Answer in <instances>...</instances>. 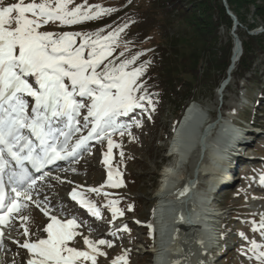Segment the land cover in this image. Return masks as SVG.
Wrapping results in <instances>:
<instances>
[{"label":"rangeland","instance_id":"rangeland-1","mask_svg":"<svg viewBox=\"0 0 264 264\" xmlns=\"http://www.w3.org/2000/svg\"><path fill=\"white\" fill-rule=\"evenodd\" d=\"M202 1L207 0H72L67 5L69 9L82 6V11L91 8L95 13L98 9L93 6L99 5L112 11L72 25L61 24L58 20L48 21L38 29L41 33H53V39L64 33H80L76 38L77 47L85 35L97 40L119 33L114 42L113 55L108 60H114L119 65L122 61L135 58L127 70H143L137 80V85L142 87L135 95L146 97V101L141 100L143 107L134 110L142 114L136 117L135 125L130 121L116 123L114 130L109 129L107 135L97 137V142L59 169L69 172L70 176L49 178V183L32 188L36 191L30 196L34 200L24 204L25 211L8 227L7 237L13 244H10V251H4L3 259L12 264L26 263L30 252L21 245L46 238L44 236L47 235H42V232L47 220L39 214L49 212L61 222H67L74 216L81 219L79 223L75 221L79 225L74 229L78 235L69 241L68 247L93 255L84 242L85 238L94 243L101 239L111 242V247L97 244L98 251L105 255H96V264H114L120 257L126 264H206L210 258V245L224 247L220 261L212 264H260L253 254L252 243L262 246L258 251L264 250V227H261L264 225V48L260 47H264V17L257 15L258 6L264 9V0H253L248 10H240L244 24L231 11L227 0H220L225 13L231 11L240 23L235 33L238 38L239 34L253 36L251 32H259L253 36H259V45L254 46L257 58L253 71L244 75L238 62L232 73H229V67L225 76L221 72V64L226 59L230 44H233L232 54L235 50L233 20L227 14L232 21L230 29L218 25L215 31L207 24L204 25L206 29L194 27L203 23L194 20L198 12L193 18L184 11L192 8L191 3ZM209 1L213 2L209 15L218 20L215 0ZM43 2L24 0V4ZM50 2L55 6V0ZM16 3L17 0H3L5 6ZM165 9L167 12L163 11ZM27 15L29 19L34 18L31 13ZM251 24L255 25V29L248 31ZM121 52L123 56H120ZM165 71L169 74L163 76ZM255 71L257 79L252 78ZM173 85L175 89L169 95L166 91ZM159 91L163 93L164 100L156 95ZM150 95L152 103H148ZM182 106L188 107L179 119L178 110ZM87 112L85 107L77 117L79 123L75 126L79 129L77 132L80 131L79 135L91 129L89 124L92 119L85 120ZM174 117L178 118L175 124ZM228 119L244 123L246 120L249 126L252 140L248 142V150L240 155L241 163L247 165V174L251 178L242 179L238 174L234 182L232 180L227 188L221 189L213 201L207 199V205L200 208L201 204L196 200L203 197L205 189H208L206 185L214 180L218 166L223 164L219 157L222 152L210 144V134L215 123L222 124ZM120 129L123 131L119 132ZM205 133H208L207 141L201 145ZM169 136L171 139L167 140ZM108 137L112 138L110 154ZM176 139H179V148L173 150ZM77 140L72 135L69 142ZM202 146L206 152L202 151ZM53 175L56 177V174ZM168 180L173 183L169 185ZM189 184L203 185L194 189L198 197L195 195L196 200L189 204V210L196 214L193 218L198 221L199 217L200 224L199 227L192 225L189 233L182 234L174 222L179 213L183 215L187 207L183 205L185 201L181 198L166 200L167 194L160 199V195L167 187L169 190L177 188L176 192L183 195V189ZM74 188L92 202L100 213L98 218L90 219L84 212L73 208V204L70 206L71 201L67 203L68 194ZM103 195L114 198H102ZM45 200L58 203L56 207H51ZM149 204L152 205L151 212ZM217 204L223 208L217 210ZM113 208L118 210L115 215ZM121 212L123 215L119 214ZM203 224L210 230L207 233L209 241H200L204 238L199 237ZM84 225L93 226L87 235L82 233ZM25 228L28 229L27 235ZM220 230H223V238L217 240ZM150 239L151 246H148ZM161 243L168 244V258L160 253ZM226 250L229 253H225ZM23 253L27 257L20 263ZM78 259L80 262L76 264H92L90 259ZM121 262L119 260V264Z\"/></svg>","mask_w":264,"mask_h":264},{"label":"snow or ice","instance_id":"snow-or-ice-1","mask_svg":"<svg viewBox=\"0 0 264 264\" xmlns=\"http://www.w3.org/2000/svg\"><path fill=\"white\" fill-rule=\"evenodd\" d=\"M70 3L72 0H55L53 6L50 0L40 4H24V0H19L16 4L5 6L0 0V225L6 224L12 213L25 206L19 205L18 199L26 193L15 187L12 189L16 193L15 198H9L5 193L2 179L10 162L7 158L21 167L24 161H30L37 168L65 159L62 153L68 151L69 140L65 130L79 123L77 117L82 109L88 108L85 120L92 118L94 127L88 137L78 140L75 148L93 136L107 135L108 130L116 126L119 115L143 107L140 101L146 98L135 95L142 87L137 85V80L143 70H127L135 58L122 61L119 65L114 60H108L113 55L114 42L119 33L97 40L85 35L77 47L76 38L80 33H64L53 39V33L38 31L48 21L58 20L61 24L72 25L112 11L99 5L93 6L98 9L95 13L91 8L82 11V6L69 9L67 5ZM28 13L34 18L29 19ZM123 55L121 52L120 56ZM106 60L108 63H105ZM148 103L152 101L149 99ZM60 123L64 124V128L58 126ZM60 136L65 139L60 141ZM111 148L112 141L109 139V154ZM105 162H108L107 157ZM76 198L74 192L73 199ZM80 202L93 215H100L94 205L83 200ZM117 211L113 208L114 215ZM119 214L123 215L122 212ZM45 215L48 213L45 212ZM50 219L51 223L44 229L47 239L21 245L34 257L27 264H76L81 257L96 264V255H105L98 251L97 244L112 246L111 242L103 239L94 243L85 238L84 242L93 255L77 251L68 247L69 241L78 235L74 231L79 227L75 220L61 222L55 216ZM27 234L28 229L25 228ZM2 237L0 232V245ZM261 247L252 243L255 258L264 264V250L258 251ZM123 259L118 258L114 264Z\"/></svg>","mask_w":264,"mask_h":264},{"label":"bare ground","instance_id":"bare-ground-1","mask_svg":"<svg viewBox=\"0 0 264 264\" xmlns=\"http://www.w3.org/2000/svg\"><path fill=\"white\" fill-rule=\"evenodd\" d=\"M235 51V50H234ZM235 54V52L232 54V55H234ZM240 53L239 52H236V54H235V56H232L233 57V62H234V66L236 65V64H238V62H239V60L241 59V56L239 55ZM232 62V63H233ZM237 66V65H236ZM234 69V68H233ZM212 117H214V116H212ZM231 120V119H230ZM233 120V119H232ZM177 121H178V118L177 119H175V121H174V123L173 124H175V123H177ZM245 121V123L244 122H242V121H240V120H238V122H237V120H236V122H235V124H230V122H228V120H227V122H223L222 124H220V123H216L215 124V126H214V129H212V130H219L220 131V134H222V133H225V134H227V135H229L230 137H226V138H223V137H221V136H216V138H215V140H216V143H215V146L214 147H217L218 149H220V151L222 152V154L221 155H219V157H220V160H222V165L220 164V166H218L219 167V171L217 172V174H216V176H214V180L213 181H211L210 182V184H211V189H212V192L213 193H219L220 191H221V189H224V188H227L230 184H231V182H232V180H233V174H234V171L236 170V164H238V162L241 160V155H240V153H242L243 155H244V151L246 152V150H248L247 149V145H248V142L250 141V134H249V132H248V128H249V126L246 124V120H244ZM186 122V121H185ZM75 126L73 125V127L72 128H70V129H66L65 131L66 132H68V134H75V128H74ZM206 127V126H205ZM232 127V128H231ZM254 128V127H253ZM203 133V132H202ZM251 133V132H250ZM205 135H208V133L207 134H205ZM89 136V135H88ZM95 136H93L92 138H90V139H93ZM202 137H203V134H202ZM65 139V138H64ZM171 139V136H169L168 138H167V140H170ZM252 140V139H251ZM179 141V139H176L175 141H174V145H173V150H175L179 145H178V142ZM77 143H71V144H69V142H68V152L66 153L67 154V156H69L68 158L70 159V157H71V155L74 153V155L76 156V155H78L80 152H83L84 150H83V146H85L86 145V142L83 144V145H81V148L79 147V148H75V145H76ZM183 145V144H182ZM181 145V146H182ZM214 145V143L212 144V146ZM167 146V145H166ZM203 147L204 146H202V149H203ZM73 148H75V151H73ZM179 148V147H178ZM69 153H71V154H69ZM227 153V155H225ZM224 157H228L229 158V160H231L232 162L230 163H228V164H225L223 161V158ZM62 168V167H61ZM227 170V171H226ZM62 171H58V175H59V177L60 176H62V178H64L65 176L67 177V176H70V173L69 172H67V171H65V172H62ZM72 174V173H71ZM72 178V177H71ZM62 180V179H61ZM64 180V179H63ZM53 181V180H52ZM169 181V185H171V182H172V180H168ZM63 183V182H62ZM173 183V182H172ZM65 185V184H64ZM66 185H68L67 183H66ZM175 189H177V188H173V189H171V190H169V188L167 187L165 190H164V193H162V195H160V199H162L163 198V196H165L166 194H167V196H170V195H172L173 194V196H174V194L176 195V190ZM183 190H185V191H183V197L181 198V200L183 199L185 202H184V204L183 205H186L187 207L185 208V211L183 212V217H185L186 215H189V214H192L193 215V213L189 210V204H191L190 202L192 201V202H194L195 200H196V198H195V195L196 194H193V192L194 191H192V194L194 195V199L193 200H190V194H191V191H187L186 189H183ZM173 192V193H172ZM30 193H31V191H30ZM178 194V193H177ZM59 195V194H58ZM78 195V194H77ZM79 197V196H78ZM77 197V198H78ZM76 198V199H77ZM157 198V197H156ZM167 198V197H166ZM176 198V197H175ZM187 199H188V201H187ZM182 200V201H183ZM201 200V199H200ZM45 201H48V200H45ZM70 200H67V203L69 202ZM198 200H196V202H197ZM56 203H58V201H48V204H52V205H56ZM186 203V204H185ZM150 205V204H149ZM219 206V205H218ZM152 211V210H151ZM69 215V214H68ZM218 215V214H217ZM193 217H195V215H193L191 218H190V221L192 222V223H194L195 225L197 224H199L198 223V221H196V219L195 218H193ZM197 217V216H196ZM176 218H179L178 216L176 217ZM195 219V220H194ZM49 220H51V219H49ZM186 224V223H185ZM186 226H187V228L188 229H190L191 227H193L191 224H186ZM195 227V226H194ZM198 227H199V225H198ZM92 228H93V226H83V228H82V233L84 234V235H87V234H89V231H91L92 230ZM186 228V229H187ZM84 229V230H83ZM188 231V230H187ZM42 235H47V233L44 231V232H42ZM222 239V238H221ZM173 247V246H172ZM174 248V247H173ZM10 251L11 250V246L8 244V246H4L3 247V249H2V252L3 251ZM216 250H219L218 248L216 249ZM221 250H223V248H221ZM25 257H27V254L26 253H23V255H22V257H20L19 258V262L21 263V262H24L25 261ZM1 261H3V262H5L6 264H12L11 263V261H9L8 259H3V254H2V259H1ZM76 261H78V260H76ZM217 262H219V261H217ZM24 264H27V262L25 263L24 262Z\"/></svg>","mask_w":264,"mask_h":264},{"label":"trees","instance_id":"trees-1","mask_svg":"<svg viewBox=\"0 0 264 264\" xmlns=\"http://www.w3.org/2000/svg\"><path fill=\"white\" fill-rule=\"evenodd\" d=\"M228 5L231 9V11H233L238 19L240 20V23L244 24L245 23V19L242 17V15L240 14V10L242 8H245L248 10V6L250 4H253L254 1L253 0H227ZM212 1H202V3H191L192 8L190 10H185L184 13L187 14L190 17L196 16L195 12H198V16L195 17L194 20H197L198 22L203 21V23L197 24L196 27L198 26V28H205V24H207L208 26L212 27L215 29H217V26L219 25H224L226 28L230 29L232 27V21L230 19V17L225 13V10L223 8V6L220 4V0H215V4L217 5L216 9L219 12V19L218 20H214L212 18V16L209 15V9L212 8ZM164 12H167V10H163ZM201 14V15H200ZM257 15L260 17H264V9L262 7H257ZM204 19V20H203ZM253 29H255V25L251 24L248 26V31H252ZM259 36L253 37V36H248V35H242L239 34V39L241 41L242 44V49H243V56L241 57L240 61H239V67L242 68L243 70V74L246 75L247 73H250L251 71H253L254 68V63L255 60L257 58V56H255V52L256 49L254 46L259 45ZM255 43V44H254ZM258 43V44H257ZM261 49H263L264 47L260 46ZM257 48V47H256ZM232 49H233V44H230L227 55H226V59L223 61V63L221 64V72L223 73V75L225 76L226 71H228L229 67H230V56L232 55ZM264 52V49L262 50ZM169 73L167 71H165L164 73H162V75H168ZM258 76L257 71H255V75L252 77L254 79H257L256 77ZM175 89V86L173 85V87H171V89H168L166 91V93H168L169 95H171V93L173 92V90ZM161 100H164V95L161 91L156 92ZM190 96H188L189 98ZM150 100H153V97L150 95V97H148ZM187 98V99H188ZM184 106L180 107V109L178 110L179 112V116L183 110ZM177 119V117H174V120ZM151 205V204H150ZM150 212L152 210V205L150 206Z\"/></svg>","mask_w":264,"mask_h":264},{"label":"water","instance_id":"water-1","mask_svg":"<svg viewBox=\"0 0 264 264\" xmlns=\"http://www.w3.org/2000/svg\"><path fill=\"white\" fill-rule=\"evenodd\" d=\"M227 14L231 17V19L233 20V29H232V32H233V35H234V38H235V54H236V52H239L240 54V56L242 55V44H241V41L239 40V38L237 37V35L235 34L236 33V31H237V29H238V27L240 26V23H239V21H238V19H237V17L235 16V15H233L232 14V12L231 11H227ZM259 32L258 31H254V32H251L250 33V35H253V36H255V35H257ZM235 54L233 55V56H235ZM232 62H233V57H232ZM233 68H234V62L232 63V65L230 66V71L231 70H233Z\"/></svg>","mask_w":264,"mask_h":264}]
</instances>
